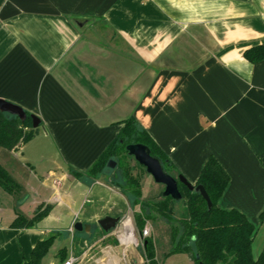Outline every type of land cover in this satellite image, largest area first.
<instances>
[{
  "label": "crops",
  "instance_id": "crops-1",
  "mask_svg": "<svg viewBox=\"0 0 264 264\" xmlns=\"http://www.w3.org/2000/svg\"><path fill=\"white\" fill-rule=\"evenodd\" d=\"M261 43L264 0H0V98L37 115L56 148L50 184L39 180L52 195L36 193L33 206L62 196L71 202L70 188L84 185L112 189L127 209L108 182L72 172H85L133 116L191 184L214 156L229 175L217 205L242 212L257 233L264 225V60L251 63L243 53ZM21 185L17 205L29 196ZM111 208L118 218L126 214L116 202ZM16 211L0 208V264H26L37 240L61 232L38 223L13 228ZM92 219L86 214L81 223L90 228L81 232L92 231ZM99 230L104 235L91 244L75 230L69 257L128 264L121 240L99 243L113 229Z\"/></svg>",
  "mask_w": 264,
  "mask_h": 264
},
{
  "label": "trees",
  "instance_id": "trees-1",
  "mask_svg": "<svg viewBox=\"0 0 264 264\" xmlns=\"http://www.w3.org/2000/svg\"><path fill=\"white\" fill-rule=\"evenodd\" d=\"M244 58L257 63L264 60V43L257 44L244 50ZM26 119L21 122L15 115L0 111V147L8 151L17 149L32 138L37 130L32 127L30 112L26 111ZM41 125V123H40ZM39 125V126H40ZM131 143H142L150 149L151 155L161 159L165 171L173 177L179 173L169 158L160 150L150 135L143 129L133 116L122 121L115 138L101 151L85 172L72 174L78 179L89 182L97 175L104 174L108 184L117 187L126 197L131 208L138 206L134 214V223L139 234L142 233L147 220L162 219L169 225V240L171 247L166 257L188 253L193 264H264V245L256 257L252 253V242L255 237V227L246 216L236 209H223L217 205L223 194L229 175L214 157L210 156L204 163L194 185L201 184L210 201L211 207L202 196L178 183L181 199L186 207V216L177 218L173 205L177 201L171 197H161L158 201L149 202L142 199L139 174L144 168L127 154L125 146ZM115 161L114 168L106 167L107 161ZM133 162V164L131 163ZM136 172H134V170ZM0 187L16 198L17 203L22 200V185L0 164ZM51 205H39L32 216L27 217L16 211L10 226L13 228L34 227L47 215ZM260 220H264V208L260 213ZM54 236L37 240L31 250L26 264H40L42 258L52 246ZM142 249L147 264H162L156 258V250L152 237L144 238ZM66 255L63 249L60 260Z\"/></svg>",
  "mask_w": 264,
  "mask_h": 264
},
{
  "label": "rangeland",
  "instance_id": "rangeland-1",
  "mask_svg": "<svg viewBox=\"0 0 264 264\" xmlns=\"http://www.w3.org/2000/svg\"><path fill=\"white\" fill-rule=\"evenodd\" d=\"M36 129L37 130L34 132L32 138L25 143L22 152L8 151L0 147V164L19 183L23 184L26 192L29 194L28 198L22 204L17 205L16 198L5 192L0 187V208L4 210V215L10 213L13 207L18 208L23 214L27 212L29 214L34 213L36 211V206H33V201L38 198L36 193L39 194V197L40 195L41 197H50L52 195L50 188H39V180H46V184H50L51 180L48 177L47 170L55 167L52 164L54 153L56 151L55 143L51 141L49 137L43 135L44 130L42 125L36 127ZM131 163L133 164V162ZM136 170L137 169H135L134 172H136ZM98 179L108 182V178H106L104 174H100L99 176L97 175L95 180ZM92 181H89L88 183ZM139 181L143 200L154 202L160 199L164 187L162 184L156 183L152 176L145 171V169L140 172ZM109 186H111L113 190L120 192L117 187L113 185ZM32 187L34 188L33 190ZM99 190L102 191L101 195L99 194ZM111 190L112 189L108 190L104 187H88L84 185L75 188L74 185L70 188L72 194L71 202H68V198L66 196L61 197L63 201L62 203H69L68 207L60 202V198H55L54 205L51 206L47 215L38 221V227L43 229H60L61 232L52 231L46 234L45 237L53 235L54 241L47 254L44 256L41 264H49L50 260H53L54 264H59L60 262L66 261L67 257L70 255L75 257V241L77 240H75V229L72 228L73 237L72 233L67 231L70 222L75 219V211H78L79 213V216H76L78 219L77 222L83 221L86 214L93 216V219L90 221L92 231H90L89 234L84 231L76 232V238H78L80 234L81 238L87 239V244H91L104 235V233L99 230L100 227L98 225V220L105 216L117 217V208L116 210L111 208V205L114 202L117 203L119 209H126V204L124 205L125 202L122 199L115 200V196L113 195L114 192ZM61 195H63V193H61ZM126 201V214H121V216H119V222L116 227L111 230L112 232L110 231L111 233L109 235L99 242L101 245H117L121 240L123 258L125 257L128 264H147V260L144 257V251L142 249V241L144 238L152 237L154 241V248L156 250V258L162 264H193L191 255L188 253L173 254L165 258L171 244L169 240V225L164 220L160 218L147 220L143 230L147 229L148 234L146 236H143L142 233L139 234L134 223V214L138 211V206L131 208L127 199ZM173 208L174 214L177 218H183L186 216V207L182 199L178 200L175 205H173ZM58 220L61 221L59 222ZM95 230H97L98 233H95ZM124 231L127 232L126 235L124 234ZM118 232L120 234L122 233L123 236L121 235L119 237ZM89 238L91 239L90 241H88ZM263 244L264 225L257 231L252 243V252L254 257L258 255ZM63 249L65 250L66 255H64V257L60 260V254ZM71 252L72 254H70ZM73 264H75V261ZM81 264L99 263H97L93 258H90L81 262Z\"/></svg>",
  "mask_w": 264,
  "mask_h": 264
},
{
  "label": "water",
  "instance_id": "water-1",
  "mask_svg": "<svg viewBox=\"0 0 264 264\" xmlns=\"http://www.w3.org/2000/svg\"><path fill=\"white\" fill-rule=\"evenodd\" d=\"M0 111L6 112L11 115H15L21 122L26 119L25 110L13 102L0 98ZM32 121V127L36 128L40 125V118L35 114H30ZM127 154L131 156L139 165H141L145 171L150 174L156 183L162 184L164 189L162 191L163 197H171L173 200L178 201L181 199V194L178 190V183L180 182L186 186L189 190L199 193L207 204V209L211 207V201L201 184H191L183 175L179 174L177 177H173L168 174L161 162V159L155 155H151L150 149L142 143H131L125 146ZM108 168H114L115 161L109 159L107 161ZM119 222L118 217L105 216L98 220V225L103 231H109L114 229ZM73 228L77 231L85 230L89 231L90 225L76 222L73 224Z\"/></svg>",
  "mask_w": 264,
  "mask_h": 264
},
{
  "label": "built area",
  "instance_id": "built-area-1",
  "mask_svg": "<svg viewBox=\"0 0 264 264\" xmlns=\"http://www.w3.org/2000/svg\"><path fill=\"white\" fill-rule=\"evenodd\" d=\"M147 234H148V230H147V229H144V230L142 231V235H143V236H146ZM74 261H75V259L71 256V257H69L66 261H64L62 264H73Z\"/></svg>",
  "mask_w": 264,
  "mask_h": 264
}]
</instances>
